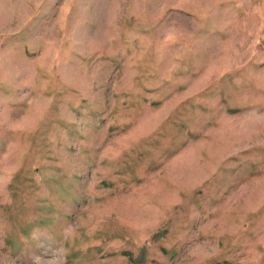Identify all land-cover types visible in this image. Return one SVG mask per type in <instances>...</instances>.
<instances>
[{"label": "rangeland", "instance_id": "obj_1", "mask_svg": "<svg viewBox=\"0 0 264 264\" xmlns=\"http://www.w3.org/2000/svg\"><path fill=\"white\" fill-rule=\"evenodd\" d=\"M0 264H264V0H0Z\"/></svg>", "mask_w": 264, "mask_h": 264}]
</instances>
